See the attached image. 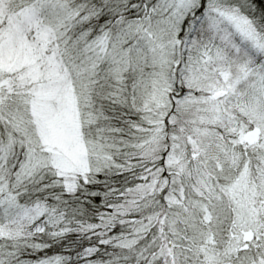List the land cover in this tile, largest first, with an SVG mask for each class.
I'll use <instances>...</instances> for the list:
<instances>
[{
    "label": "snow or ice",
    "instance_id": "snow-or-ice-1",
    "mask_svg": "<svg viewBox=\"0 0 264 264\" xmlns=\"http://www.w3.org/2000/svg\"><path fill=\"white\" fill-rule=\"evenodd\" d=\"M0 264H264V0H0Z\"/></svg>",
    "mask_w": 264,
    "mask_h": 264
}]
</instances>
